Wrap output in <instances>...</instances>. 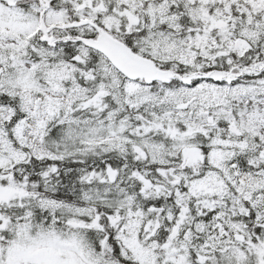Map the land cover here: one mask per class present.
I'll list each match as a JSON object with an SVG mask.
<instances>
[{"label":"snow or ice","instance_id":"6c2138e0","mask_svg":"<svg viewBox=\"0 0 264 264\" xmlns=\"http://www.w3.org/2000/svg\"><path fill=\"white\" fill-rule=\"evenodd\" d=\"M0 264H264V0H0Z\"/></svg>","mask_w":264,"mask_h":264}]
</instances>
